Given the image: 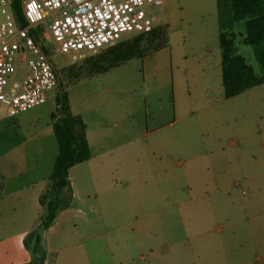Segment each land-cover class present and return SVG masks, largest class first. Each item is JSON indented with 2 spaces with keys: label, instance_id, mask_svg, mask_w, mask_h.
Segmentation results:
<instances>
[{
  "label": "crops",
  "instance_id": "1",
  "mask_svg": "<svg viewBox=\"0 0 264 264\" xmlns=\"http://www.w3.org/2000/svg\"><path fill=\"white\" fill-rule=\"evenodd\" d=\"M211 8L212 39L205 43H220L223 30L244 23L234 20L231 0H212ZM164 11L161 24L168 34L178 24V14L171 0H165ZM215 70L223 84L222 56ZM260 86L264 83L231 98L225 97L224 86L218 88L220 95L209 105L211 123L218 128L248 111L250 119L244 126L249 124L250 129H241L242 138L229 143L238 148L233 153L226 150L220 132L210 137L206 152L213 161L203 189L207 203L174 204L181 222L207 226L196 234L176 233L173 242L165 239L162 253L149 250L157 235L148 232L152 214L136 213L148 200L134 196L133 177L135 159L143 152L152 159L165 150V143L156 137L137 147V139L149 134L139 129L134 135L135 127L129 122L123 126L132 111L119 115L121 123L102 120L98 107L86 103L80 108L68 88L72 111L86 124L91 156L70 168V184L60 193L63 206L50 227L40 230L43 264H264V126L257 120L263 110L255 100L249 107L238 105L241 94L247 93V99H252V90L264 94ZM44 103L19 113L0 107V264L32 260L25 239L45 214L40 197L50 182L59 146L53 127L56 102L47 108ZM117 170H121V184ZM136 221L142 222L135 227Z\"/></svg>",
  "mask_w": 264,
  "mask_h": 264
},
{
  "label": "rangeland",
  "instance_id": "2",
  "mask_svg": "<svg viewBox=\"0 0 264 264\" xmlns=\"http://www.w3.org/2000/svg\"><path fill=\"white\" fill-rule=\"evenodd\" d=\"M171 2L177 10L178 24L168 34L167 26L161 24L162 16L166 15L165 11L161 12L164 4H152L150 15L161 17L155 24L165 28V34H133L113 47L83 57L56 54L46 43L60 84L56 90L48 92V99L42 105L47 108L54 103L61 88H69L80 108L87 104L98 107V113L104 115V118L100 116L102 120L121 123L119 115L123 111H132L122 124H133L134 135L139 129L149 134L146 138L137 139V147L140 143L154 142L156 137L165 143V150L153 154L152 159L144 152L139 160L135 159L133 177L136 186L134 196L148 200L145 208H138L136 213L143 211L138 216L152 214L148 232L155 233L157 238L151 239L149 250L157 253H162L167 242L165 239L170 238L173 242L174 234H196L207 226V223L184 224L175 214L178 208L174 204L185 200H190L191 204L207 203L203 189L207 186V167L213 161V155L206 152L210 137L220 132L226 150L233 153L238 148L229 146V143L242 138L241 129H250L249 124L244 126L250 119L248 111H244L239 120L240 114L237 113V121L233 119L218 128L209 119V105L220 95L218 88L223 90L221 78L215 70L221 63L220 43H205L212 39L210 31L215 20L211 11L212 0ZM234 32L237 53L243 55L256 72H260L254 46L243 41L244 23L235 24ZM160 44L163 46L155 50ZM114 47L119 50L112 49ZM131 47H135L137 54L142 56H134L94 75L96 68L107 67ZM205 85L210 89L205 90ZM255 91L250 92L252 99L246 98L247 93L241 94L238 99L242 101L238 105L249 107L254 100L257 101L263 110L261 117L257 118L258 124L264 126V94H255ZM238 122H242L240 126ZM116 173L121 184V170ZM139 185L141 190L137 189ZM160 219L164 221L161 223ZM141 222L136 221L133 226L137 227Z\"/></svg>",
  "mask_w": 264,
  "mask_h": 264
},
{
  "label": "built area",
  "instance_id": "3",
  "mask_svg": "<svg viewBox=\"0 0 264 264\" xmlns=\"http://www.w3.org/2000/svg\"><path fill=\"white\" fill-rule=\"evenodd\" d=\"M165 0H0V107L12 113L44 103L59 85L51 51L86 56L156 27L152 4Z\"/></svg>",
  "mask_w": 264,
  "mask_h": 264
},
{
  "label": "trees",
  "instance_id": "4",
  "mask_svg": "<svg viewBox=\"0 0 264 264\" xmlns=\"http://www.w3.org/2000/svg\"><path fill=\"white\" fill-rule=\"evenodd\" d=\"M13 1L18 20L25 23L23 0ZM231 6L234 20L244 21L245 37L243 41L254 46L255 55L260 64V72H256L253 66L248 64L246 58L237 53L236 33L233 27L223 30L220 33V46L222 50V80L226 98L234 97L249 88L264 83V0H231ZM161 32L165 34V28L156 26L153 30L142 34ZM161 46L163 45L156 46L155 50ZM115 48L119 50L117 47L112 49ZM134 56L142 55H138L135 47H131L128 51L118 55L107 67L96 68L94 72L105 71ZM55 102L56 113L53 117V127L59 151L48 187L40 197V201L45 207V214L38 228L30 232L25 239L26 247L32 250V260L28 264L44 263L45 252L41 247L40 230L50 227L59 209L63 206L60 193L70 184V168L91 156L86 136V124L80 115L73 113L68 90L61 88L56 93Z\"/></svg>",
  "mask_w": 264,
  "mask_h": 264
}]
</instances>
